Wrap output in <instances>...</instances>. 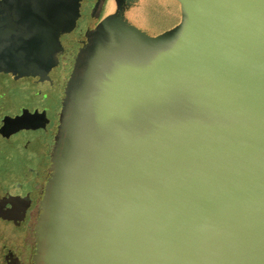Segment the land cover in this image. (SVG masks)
<instances>
[{
  "label": "water",
  "instance_id": "1",
  "mask_svg": "<svg viewBox=\"0 0 264 264\" xmlns=\"http://www.w3.org/2000/svg\"><path fill=\"white\" fill-rule=\"evenodd\" d=\"M181 1L190 28L173 43L117 5L78 52L35 264H264V0ZM17 4L29 32L0 1V72L36 75L81 0Z\"/></svg>",
  "mask_w": 264,
  "mask_h": 264
},
{
  "label": "flooded vegetation",
  "instance_id": "2",
  "mask_svg": "<svg viewBox=\"0 0 264 264\" xmlns=\"http://www.w3.org/2000/svg\"><path fill=\"white\" fill-rule=\"evenodd\" d=\"M13 1L16 7L11 23L26 35L29 31L25 25L29 24V16L17 4L19 0ZM140 1L81 0L76 27L70 32L60 33L61 47H57L50 59L43 63L46 67L37 68L36 75L0 72V77H6L11 83L7 91L0 93V106L7 101L13 109L0 113V129L5 116L15 117L26 111L33 114L25 120V127L21 130L11 134L12 129L6 127L0 131V141L13 148L12 158L16 162L12 169L2 170L0 166V264H35V228L41 212L40 202L50 172L66 82L76 56L101 20L117 5L123 7L129 23L146 31L129 18ZM179 1L191 13V7ZM12 38L17 37L14 35ZM15 85L27 87L28 92L23 97H15L12 93Z\"/></svg>",
  "mask_w": 264,
  "mask_h": 264
},
{
  "label": "rangeland",
  "instance_id": "3",
  "mask_svg": "<svg viewBox=\"0 0 264 264\" xmlns=\"http://www.w3.org/2000/svg\"><path fill=\"white\" fill-rule=\"evenodd\" d=\"M190 9L179 0H141L134 13L129 16L130 20L148 31L154 42L173 43L180 39L190 28L187 15ZM11 83L6 77H0V93L7 91ZM28 92L24 86H14L12 93L15 97H23ZM13 111L9 102L1 103L0 113ZM13 148L0 141V166L2 170L12 169L16 162L12 156ZM12 152V154H11Z\"/></svg>",
  "mask_w": 264,
  "mask_h": 264
}]
</instances>
